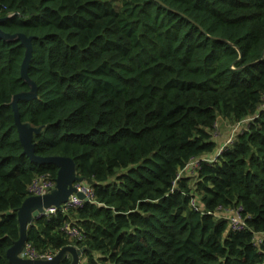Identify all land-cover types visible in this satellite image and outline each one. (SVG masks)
I'll list each match as a JSON object with an SVG mask.
<instances>
[{"label":"trees","instance_id":"trees-1","mask_svg":"<svg viewBox=\"0 0 264 264\" xmlns=\"http://www.w3.org/2000/svg\"><path fill=\"white\" fill-rule=\"evenodd\" d=\"M9 14L1 29L32 37L38 95L18 107L42 127L35 153L69 156L96 181L81 207L35 218L26 244L84 247L81 264H264V0H0ZM24 53L0 37V264H12L29 182L57 173L19 140L10 100L29 89ZM245 118L214 161L178 177L217 153L219 119ZM239 204L241 230L208 213Z\"/></svg>","mask_w":264,"mask_h":264},{"label":"water","instance_id":"water-1","mask_svg":"<svg viewBox=\"0 0 264 264\" xmlns=\"http://www.w3.org/2000/svg\"><path fill=\"white\" fill-rule=\"evenodd\" d=\"M160 1V0H157ZM7 15L0 17V22L5 20ZM0 37L6 40H19L25 46L24 58L21 63V77L29 85L28 90H23L12 95L10 104L13 109L15 123L18 129L19 140L23 146V152L27 154L31 161L36 163L54 164L57 166L54 187L44 194H31L27 196L18 208L19 237L7 249V256L12 264H58L65 256L70 257L69 264H81V257L84 247L76 245H65L59 249L51 259L45 257L31 258L25 256L27 228L35 218L39 217L46 207L55 205L60 207L67 202L69 196L76 192L75 183L85 181L90 185L96 183L91 178H85L77 174L76 163L73 158L65 155H38L35 153L34 135L41 132L42 127L33 126L28 121H22L18 107L20 99H33L38 95L36 82L28 75V68L32 57V37L23 32L10 33L0 27ZM77 194L88 201V197L82 192Z\"/></svg>","mask_w":264,"mask_h":264},{"label":"built area","instance_id":"built-area-1","mask_svg":"<svg viewBox=\"0 0 264 264\" xmlns=\"http://www.w3.org/2000/svg\"><path fill=\"white\" fill-rule=\"evenodd\" d=\"M260 109H264V93L262 96V103L260 105ZM248 118L242 119L241 121L237 122L234 125V130L241 128V124L247 120ZM217 129V123H216ZM245 127V126H244ZM232 141V137L228 140V142ZM225 145V144H224ZM222 145L218 148L217 153L205 154L202 157L192 158L179 172L178 177L182 174H189L188 171L196 172V169L199 168L201 161L205 162H212L216 159L217 155L222 152ZM55 185V179L50 172H44L37 176H35L28 184V191L31 194H44L50 191ZM76 192L72 193L69 196L67 202H64L60 207L55 205H51L50 207H46L43 212H41L40 216L49 215L51 213H55L58 209H68L71 207H81L85 200L81 198L77 192H82L88 197V201L92 200L95 197L94 187L93 185L88 184L85 181H78L75 184ZM190 205L195 208L196 210L202 211V206L199 202V197L193 196L190 200ZM208 213H212L218 217H224L228 220V226L232 230H241L246 226V221L243 216V206L239 205H231V206H224L219 205L214 211H208ZM63 230L70 238L75 239H83L84 234L75 226H70L69 223H66L63 226ZM261 241V237L257 240ZM55 253H45L40 254L35 249V247L31 246L30 244H26V252L24 253L25 256L31 258H40L45 257L47 259H51Z\"/></svg>","mask_w":264,"mask_h":264},{"label":"rangeland","instance_id":"rangeland-1","mask_svg":"<svg viewBox=\"0 0 264 264\" xmlns=\"http://www.w3.org/2000/svg\"><path fill=\"white\" fill-rule=\"evenodd\" d=\"M248 121L249 118L241 124V128L244 126L246 127ZM234 125L235 124L222 119H219V121H217V129H215V131L213 132V137L218 141V148L228 143V140L233 134ZM188 173L189 174L186 175L191 176L192 178L196 176V173L191 172L190 170L188 171ZM261 237H264V233H261Z\"/></svg>","mask_w":264,"mask_h":264}]
</instances>
